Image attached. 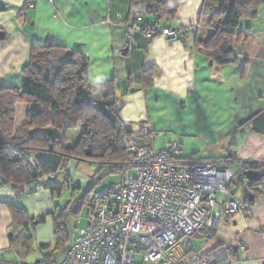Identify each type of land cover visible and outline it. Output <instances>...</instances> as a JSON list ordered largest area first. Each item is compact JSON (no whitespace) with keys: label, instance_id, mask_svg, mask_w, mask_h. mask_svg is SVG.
<instances>
[{"label":"crops","instance_id":"crops-1","mask_svg":"<svg viewBox=\"0 0 264 264\" xmlns=\"http://www.w3.org/2000/svg\"><path fill=\"white\" fill-rule=\"evenodd\" d=\"M32 1L33 5L27 7V0H0V5L4 6L0 9V33L3 34L0 37V85L19 86L21 67L29 60L31 45L50 39L53 44L76 49L87 57L88 85L113 82L114 93L110 100H117L118 117L122 122L140 125L139 129L143 123H148L153 134L169 128L167 122L176 120L178 123L188 116L195 117L197 123L208 128L207 146L225 142L226 154L210 157L206 152L210 148H207L182 155L183 146L179 141L165 142L156 137L159 141L162 139L164 147L161 149L177 143L182 146L183 157L226 160V164L238 172L231 183V193L238 199H247L250 207L234 216L221 214L215 227L202 228L191 241L202 254L222 264H264V183H258L249 191L248 181L241 174L246 163L264 167V91L263 95H258L259 99H250L249 108H240L242 91L257 88L242 85L250 69L248 66L244 75L241 69L243 62L244 66L246 62L249 64V59L240 62L237 54L235 62L219 65L195 49L194 31L199 39L208 35L207 32L199 36L200 21L206 19L199 17L202 0L180 1L173 19L165 23L180 29L173 42H167L160 33H155L150 40L141 32L129 34L126 29L130 24L129 0ZM28 16L32 26H29ZM161 28L158 24L155 26L157 31ZM261 70L264 79V66ZM25 108L24 104L16 105L15 124L19 115L20 122L24 121ZM245 112L249 115L243 118ZM179 126L185 128L182 123ZM150 139L155 145V137ZM23 190V186L15 188L4 183L0 174V258L4 252H12L11 229L22 225L29 216L31 219L43 215L34 216L30 212L31 197ZM49 192L52 194L50 189ZM225 198L223 194L217 195V210H222ZM36 224L34 221L28 226L33 225L35 229ZM43 243L51 244L52 248L54 242L39 237L36 245ZM62 253L57 258L50 255V259L57 261Z\"/></svg>","mask_w":264,"mask_h":264},{"label":"trees","instance_id":"trees-1","mask_svg":"<svg viewBox=\"0 0 264 264\" xmlns=\"http://www.w3.org/2000/svg\"><path fill=\"white\" fill-rule=\"evenodd\" d=\"M181 0H129V26L136 25L145 36L147 32L160 33L165 23L175 16ZM264 0H202L199 17L208 21L209 33L204 39L196 37L194 47L219 65L233 63L237 54L232 43L248 38L250 28L237 30L243 17L256 18ZM27 7H31L27 1ZM4 6L0 5V9ZM135 10L141 12V20L132 18ZM148 15L150 19H146ZM31 21V20H30ZM29 21V23H30ZM162 21L161 30L155 26ZM127 25V26H128ZM148 40V39H147ZM245 63L243 75L247 70ZM19 86L0 85V174L4 183L15 188L39 179L44 175H56L64 170L67 160H98L111 165L110 171L120 172L127 158L126 147L130 141H142L137 131L140 125L131 126L118 117V108L113 96V82L88 85V59L80 51L53 44L33 43L29 60L21 67ZM150 80V78H149ZM24 104V122L15 127V107ZM78 129L79 137L69 142L67 131ZM248 169H259L262 177L248 182L249 191L258 183H264V167L246 163L241 174ZM60 191L59 188H49ZM110 189L102 194L107 195ZM80 209L82 202H78ZM79 209L65 213L61 210L52 215L53 245L39 244L42 260L33 264H48L56 250L64 251L70 238L65 227V217L77 216ZM45 220L44 215L29 218L22 225L13 227L21 231L10 237L11 251L19 256L33 249V236L29 230L36 221ZM29 233V234H28ZM51 249V250H50ZM53 257V256H52ZM20 260V259H19ZM0 264H25L22 260L10 261L0 258ZM216 264H222L216 262Z\"/></svg>","mask_w":264,"mask_h":264},{"label":"built area","instance_id":"built-area-1","mask_svg":"<svg viewBox=\"0 0 264 264\" xmlns=\"http://www.w3.org/2000/svg\"><path fill=\"white\" fill-rule=\"evenodd\" d=\"M141 17L139 10L133 11V19ZM126 29L132 34L138 27ZM179 33L178 28L165 27L160 35L173 42ZM154 35L147 32L145 37ZM137 134L146 140L128 143L120 181L107 195L92 199L85 226L77 227L78 218L61 257L48 264H138V256L141 264H216L191 237L204 227H215L221 214L234 216L249 209L247 199L231 193L238 172L226 160L183 157L177 143L156 149L148 123ZM218 194L226 197L222 210L216 209Z\"/></svg>","mask_w":264,"mask_h":264},{"label":"rangeland","instance_id":"rangeland-1","mask_svg":"<svg viewBox=\"0 0 264 264\" xmlns=\"http://www.w3.org/2000/svg\"><path fill=\"white\" fill-rule=\"evenodd\" d=\"M144 17L146 19H150L148 15H144ZM162 23L163 22L160 21L158 26H162ZM246 28H250L248 38L242 41H235L231 46V49L236 54H238V56H240V62L244 61L245 59H249L248 66L250 72L246 79H242V85H252V87L257 86L256 90L244 89L242 91L243 98H241L240 108L244 106L245 109L250 107V99H259L258 95L262 94L264 91V79L262 75L263 70H261V68L264 66V5L259 8L256 18L243 17L240 19L237 30H245ZM207 32L209 33L208 21L207 19H202L200 21L199 36L206 34ZM243 69L244 62L241 71ZM14 77L15 76H12V78ZM248 115L249 113L245 112V116H243V118L247 117ZM21 119L22 118L19 115V117H17L15 127L20 126L24 122H20ZM181 121L182 120L177 123L176 120H173L170 122V124L167 122L169 128H163V130H158L156 133L150 135L152 138L155 137L154 146L156 149H161L164 147V145H161L162 139H160V141L158 139L163 138L165 142L173 140L179 141L183 146L182 155H189L193 151L202 152L207 148H210L206 150L210 157L220 156L224 155V153H227L228 145H226L225 142L224 144L221 142L220 145L216 144L215 146H207V136L209 134L208 128L201 123H197L195 121V117L192 118L191 116H188L183 120V122ZM179 123L184 124L185 128H183V126H179ZM239 128H243L242 125H239ZM79 134L80 131L78 129L68 130L67 137L69 142H75L79 137ZM231 141L232 139H230V142ZM70 162H73V164L70 165ZM110 168V164H103L98 160H78L73 158L67 160L64 170H59L55 176L44 175L39 179L24 184V194L28 193L31 197L29 204L31 209L30 212L34 216L43 213L45 220L39 224H36L35 229L34 227L30 228L29 233L33 236L34 243L33 249H31L27 255L19 256L14 251H8L4 252L2 257L7 260L10 259V261L14 262L22 260L25 264L36 263L38 259L42 260V256L36 244L39 237H41L43 241L49 242L53 239V221L51 218V213L52 215H57L61 210H64L65 213H67L72 208L74 209L78 202L81 201L82 206L80 209L78 208L79 211L77 212V216L67 215L65 217L66 232L68 237L71 238L77 230L76 221L78 218L80 223L77 227L82 228L85 226L88 203L90 202L91 198L96 193L102 194L108 191L114 184L120 181L121 173L110 171ZM26 186L29 188L27 189ZM49 188H59L60 191L58 192V190H54V192L50 194ZM42 208H44V210ZM30 217L31 216H29L28 219ZM13 231L17 235L21 230L15 228ZM9 233H13L12 230ZM61 252L63 251L56 250L53 256L57 258ZM137 262L138 264H141L140 256L137 257Z\"/></svg>","mask_w":264,"mask_h":264},{"label":"water","instance_id":"water-1","mask_svg":"<svg viewBox=\"0 0 264 264\" xmlns=\"http://www.w3.org/2000/svg\"><path fill=\"white\" fill-rule=\"evenodd\" d=\"M31 20L30 16L27 17V21L29 22ZM33 22L30 21L29 26H32ZM2 33H0V37H2ZM244 177L248 182H254L258 181L262 177V173L258 170L254 169H248L244 171ZM249 200L251 201L253 199L252 195L248 196ZM11 234V233H10ZM37 262V261H36Z\"/></svg>","mask_w":264,"mask_h":264}]
</instances>
